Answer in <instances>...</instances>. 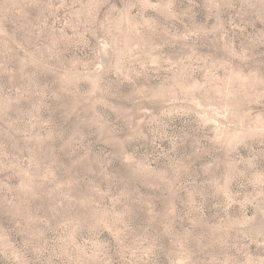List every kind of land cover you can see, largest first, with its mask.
I'll use <instances>...</instances> for the list:
<instances>
[{
  "label": "rangeland",
  "instance_id": "rangeland-1",
  "mask_svg": "<svg viewBox=\"0 0 264 264\" xmlns=\"http://www.w3.org/2000/svg\"><path fill=\"white\" fill-rule=\"evenodd\" d=\"M0 264H264V0H0Z\"/></svg>",
  "mask_w": 264,
  "mask_h": 264
}]
</instances>
